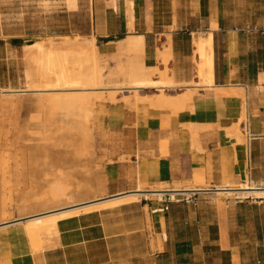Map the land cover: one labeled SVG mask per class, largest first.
Here are the masks:
<instances>
[{
    "label": "rangeland",
    "instance_id": "obj_1",
    "mask_svg": "<svg viewBox=\"0 0 264 264\" xmlns=\"http://www.w3.org/2000/svg\"><path fill=\"white\" fill-rule=\"evenodd\" d=\"M117 6L118 10L113 6V0H75L73 6L66 0H0V91L16 92L11 97L0 96V223L4 212L6 218L18 219L136 189L138 181L133 157L127 153L121 133L99 128L95 115L88 134L77 126L74 118H65L60 112L51 113L41 103L38 92H25L27 86H37L35 77L29 82L27 79V72H34L30 59L35 54L28 46L36 41L46 45L53 43L56 48L68 50L70 46H66V42L79 41L87 45L95 38L98 61L104 73L109 76L114 72L125 60L124 56L117 55V42L124 39V34L109 35V40L114 43L109 44L108 54L105 41L96 36L94 14L96 9L97 13L108 10L127 21L126 0H117ZM208 7L209 0H150L151 26L146 23L147 29L155 35L149 39L148 54L152 56L166 46L172 48V34L175 33L176 44L182 49V55L175 62L187 68L192 80L193 38L194 34L208 31L204 24L210 16ZM146 10L147 0L145 6L140 0L135 16H138V23H143ZM220 11L225 15L221 25L226 29L249 31L264 25V0H226V11ZM210 14L212 17L211 11ZM171 60L172 57L169 62ZM151 63L148 62V66ZM158 63L157 60L156 66ZM170 74L176 79L174 68ZM118 83L105 79L104 88H114ZM176 92L181 93V89ZM192 93L198 95L199 90ZM118 95L116 103H137L134 94L125 93L128 99ZM100 103L107 102H97L96 106ZM100 111L101 117L103 109ZM247 141L246 137L244 144ZM136 155L138 159L139 153ZM251 176L257 184L263 183L264 167L253 165ZM168 185L188 187L193 183ZM205 186L212 189L210 184ZM157 187L143 186L146 190ZM177 200L178 203H172L168 197V204H164L151 197L149 201L135 205L136 210L130 213V235L140 233L146 257L152 259L157 252L156 240L159 238L152 213L159 210L164 215L162 209L168 205L167 222L174 225L186 222L187 225L178 228L177 233L187 234L193 241L200 234L204 237L209 232L214 239L209 227L213 228L215 220L225 225V232L231 236L232 247L228 252L207 255V258L196 256V260L187 264H233L235 256L239 258V264H264V201L255 198L235 200L215 193L180 196ZM116 209L99 213L115 212ZM228 222H231L230 227L226 226ZM198 224H201V230ZM58 241L59 238L52 249L58 246Z\"/></svg>",
    "mask_w": 264,
    "mask_h": 264
},
{
    "label": "crops",
    "instance_id": "obj_2",
    "mask_svg": "<svg viewBox=\"0 0 264 264\" xmlns=\"http://www.w3.org/2000/svg\"><path fill=\"white\" fill-rule=\"evenodd\" d=\"M133 1L136 16L140 0ZM221 9L226 11V0H209L210 16L204 21L208 31L212 19L218 25V30L214 31L215 89L199 90L193 101L178 114L153 108L147 103H139L132 108L125 103L107 102L94 109V119L96 115L99 128L121 133L127 144V153L133 157L136 179L143 186L193 183L195 174H200L212 189L225 185L236 187L243 183L248 170L253 172V165L255 168L264 167V84L260 85V76L264 74V25L253 32L226 29L221 25L224 23L222 16H225ZM137 17L131 32L128 20L124 21L108 10L97 13L96 9V36L105 41L104 47L109 54V44L114 43L109 40V35L122 33L124 38L134 33L143 35L145 63L148 66L147 63L152 62L150 67L156 66V53L148 54L151 48L149 39L155 33L147 29L144 15V24L138 23ZM176 39L177 35L172 34L169 67L177 71V81L188 82L187 68L175 62L182 55ZM148 93L156 91L144 92L150 95ZM245 106L247 121L241 128L244 135L248 133L249 136L246 144L237 146L235 139L228 135V129L242 119ZM193 126L203 128L198 130L196 138L193 137ZM136 208L135 205L123 206L115 212L94 213L60 222L58 246L41 256L31 252L26 240L8 235L7 231L13 232L17 227L2 230L0 264H187L196 260V256L207 258V255L231 250V236L225 232L224 224L222 226L215 220L213 228L209 227L213 230L214 239L209 232L204 237L200 234L193 241L187 234L177 233L178 228L187 225L186 222L174 225L167 222L165 213L161 215L156 210L158 212L153 211L152 217L159 238L156 240L157 252L149 259L140 233L130 235L129 215ZM199 225L197 227L201 230ZM226 226L230 227L231 222Z\"/></svg>",
    "mask_w": 264,
    "mask_h": 264
},
{
    "label": "bare ground",
    "instance_id": "obj_3",
    "mask_svg": "<svg viewBox=\"0 0 264 264\" xmlns=\"http://www.w3.org/2000/svg\"><path fill=\"white\" fill-rule=\"evenodd\" d=\"M66 2L72 6L75 4V0H66ZM126 5L128 28L133 32L134 1L126 0ZM113 6L118 10L117 0H113ZM145 19L148 26H151L150 0H147ZM216 30H218V25L212 19L211 29L208 32L194 34V78L188 82H179L170 74L171 69L168 64L172 57L171 46L157 50L156 55L160 65L151 67L146 65V44L143 35H129L117 42L119 45L117 55L124 56L125 60L120 62L116 70L108 74L109 76H106L104 68L98 61L99 52L95 38H92L87 45L79 41L66 42L65 45L70 46L68 50L56 48L53 43L46 45L42 41H36L28 46L35 50V54L30 59L34 72H27V79L29 82L35 77L34 82H37V86H27L25 92H38L41 103L47 106L51 113L60 112L65 118H74L77 126L88 134L92 130L97 102L110 101L115 104L120 97V95L117 96L118 93L122 94V99H128L125 93L134 94L137 103L127 102L132 108L136 104L147 103L153 108L167 109L178 114L193 101L192 92L194 90L216 88L214 50V31ZM105 79L119 83L115 84L114 88L106 89L104 88ZM262 84H264V74L260 76V85ZM179 89L181 93L176 92ZM145 91H156V94L147 95L144 94ZM14 93L16 92L12 90H1L0 96L11 97ZM106 93L108 96H103ZM246 119L247 108L245 106L242 119L228 129V135L235 139L237 146H242L244 139L249 136L248 133L245 136L241 128L242 123L247 121ZM193 129V137L196 138L198 130L203 128L193 126ZM196 193H215L235 198V200L255 198L262 202L264 201V182L257 184L250 172L244 176V181L238 185V188L225 185L210 189L209 186H205L204 176L200 174H195L193 185L188 187L162 184L157 188L146 190L138 181L134 191L71 204L46 213L8 219L4 212L0 231L17 227L13 232L7 231L8 235L12 237L16 235L26 240L31 252L35 256H41L45 251L52 249L56 243L59 238L58 225L62 221L123 206L138 205L142 201H149L151 197H155L159 203L164 202L165 197H169L172 203H178L177 197H191ZM233 264H239L237 256L234 257Z\"/></svg>",
    "mask_w": 264,
    "mask_h": 264
},
{
    "label": "built area",
    "instance_id": "obj_4",
    "mask_svg": "<svg viewBox=\"0 0 264 264\" xmlns=\"http://www.w3.org/2000/svg\"><path fill=\"white\" fill-rule=\"evenodd\" d=\"M250 32H253V31H256V29H249ZM167 198L168 197H165V201L163 202L164 204H168L167 202ZM170 202V201H169ZM163 213H167L169 211V206H165L163 209H162Z\"/></svg>",
    "mask_w": 264,
    "mask_h": 264
}]
</instances>
